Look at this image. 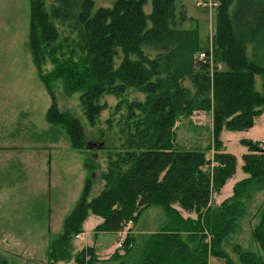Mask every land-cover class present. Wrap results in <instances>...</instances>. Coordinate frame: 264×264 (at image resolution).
Returning <instances> with one entry per match:
<instances>
[{
    "label": "trees",
    "instance_id": "obj_1",
    "mask_svg": "<svg viewBox=\"0 0 264 264\" xmlns=\"http://www.w3.org/2000/svg\"><path fill=\"white\" fill-rule=\"evenodd\" d=\"M116 0L111 7L95 8L94 0H56L48 10L44 0L30 2L28 46L38 75L51 96L50 123L61 125L73 146L84 147L79 118L60 110L54 83L67 94L80 92L89 123L94 124L106 103L105 94L122 96L134 88L143 101L128 105L120 129L123 149L109 153L105 186L90 199L89 177L64 222L62 233L48 246V263L93 264L92 247L74 253L73 239L82 232L89 214L102 218L95 229H129L112 258L119 264H209L213 255L228 264H264V201L254 213L255 250H239L235 261L225 250L228 237L250 213L254 192L264 189V141L243 139L245 178L220 203L214 201L236 173L237 157L222 147L221 131L249 129L264 112V0H214L215 30L202 45L198 27L185 28L176 0ZM73 6H79L73 13ZM72 11V12H71ZM74 19L72 37L60 30ZM147 48L157 50L151 55ZM212 49V52H210ZM205 51L207 61L199 54ZM210 54L213 62L210 63ZM121 62L117 65V58ZM51 70H45L47 62ZM189 80L191 84L185 83ZM264 89V86H262ZM195 111L212 114L213 157L207 150L178 148L175 124ZM93 170L94 161L86 163ZM174 205L196 217H184ZM159 207L167 222L153 232L134 233L144 212ZM132 222V223H129ZM0 264H8L0 258Z\"/></svg>",
    "mask_w": 264,
    "mask_h": 264
},
{
    "label": "rangeland",
    "instance_id": "obj_2",
    "mask_svg": "<svg viewBox=\"0 0 264 264\" xmlns=\"http://www.w3.org/2000/svg\"><path fill=\"white\" fill-rule=\"evenodd\" d=\"M116 0H94L95 8L111 7ZM205 0H176L177 13L185 19L181 27L199 28L202 45H206L212 30H215L216 6L211 9L198 5ZM31 0H0V258L8 264H47L49 242L58 237L64 228L68 214L73 210L86 180L91 177L92 188L89 198H95L105 186L102 174L108 169L109 153L123 149L124 136L120 129L128 115V105L145 95L129 88L122 95L105 94L101 98L106 107L94 124L89 123L80 101V92L67 94L62 83H54L60 110L77 116L84 129V147L73 146L65 128L47 119L51 96L39 78L29 46ZM48 10L56 0H44ZM78 13L79 6H73ZM152 1L144 6L148 14ZM71 11V12H72ZM60 30L72 37L75 20H69L70 27L56 21ZM151 55L157 50L147 48ZM117 65L121 58H117ZM45 70H51L48 61ZM191 84L189 80L185 81ZM256 86L264 91L263 78L257 76ZM175 143L178 148L207 150L212 158L215 150L213 141L212 114L209 111H195L182 114L174 127ZM221 149L237 157L235 175L230 178L219 194H214L218 204L233 193L234 184L245 178L242 169L243 154L247 148L243 139L264 141V112L254 118L249 129L221 131ZM103 143L93 149L91 144ZM96 156V157H95ZM94 161L93 170L86 163ZM250 213L241 218L240 224L228 237L225 250L238 261V249L255 250L252 224L256 208L264 201V189L254 192ZM165 212L159 207L146 210L136 229L160 228L159 217ZM101 217L89 214L83 230L73 239L74 253L85 247H92L97 260L93 264H119L112 258L119 249L125 233L98 231L96 224ZM129 229L125 230L126 232ZM133 231V229H132ZM123 237V238H122ZM119 250H122L121 248ZM59 264H75L61 261ZM209 264H228L221 256L210 257Z\"/></svg>",
    "mask_w": 264,
    "mask_h": 264
},
{
    "label": "crops",
    "instance_id": "obj_3",
    "mask_svg": "<svg viewBox=\"0 0 264 264\" xmlns=\"http://www.w3.org/2000/svg\"><path fill=\"white\" fill-rule=\"evenodd\" d=\"M199 29V28H198ZM224 199H222L221 201H219V203L220 202H222ZM174 207L176 208V209H178V210H180L181 211V213H182V215L184 216V217H192V218H195L196 217V213H194V212H186L185 210H183L181 207H179V205H174ZM149 210V209H148ZM102 222V219H101V221L99 222V223H101ZM167 222V217L164 215V213L162 214L161 213V215H160V217H159V221H157L156 223H160L159 225H163V224H165ZM99 223H97L96 224V226L99 224ZM158 229V228H157ZM156 228H153V227H148L147 226V228L145 227V228H142V229H136V226L133 228V232L134 233H142V232H153V231H155V230H157ZM121 233H123L124 234V231H122ZM125 234H126V232H125ZM125 236V235H124ZM123 236V237H124ZM122 237V238H123ZM116 251V250H115Z\"/></svg>",
    "mask_w": 264,
    "mask_h": 264
},
{
    "label": "built area",
    "instance_id": "obj_4",
    "mask_svg": "<svg viewBox=\"0 0 264 264\" xmlns=\"http://www.w3.org/2000/svg\"><path fill=\"white\" fill-rule=\"evenodd\" d=\"M198 5H200V6H206V7H208L209 9H211V7L213 6V8H215V6H217V2L216 1H214V0H205V1H200V2H198ZM213 30H212V32L210 33V38H211V36L213 35ZM210 52H212V49H211V51ZM207 53L205 52V51H202L200 54H199V59L202 61V62H206L207 61ZM210 59H211V61H210V63L212 64V60H213V58H212V54H210ZM129 223H132V222H129ZM126 230V229H125ZM125 230H123L124 231V233L126 232ZM127 233V232H126ZM121 243H122V241L120 240V243H119V246H121Z\"/></svg>",
    "mask_w": 264,
    "mask_h": 264
},
{
    "label": "water",
    "instance_id": "obj_5",
    "mask_svg": "<svg viewBox=\"0 0 264 264\" xmlns=\"http://www.w3.org/2000/svg\"><path fill=\"white\" fill-rule=\"evenodd\" d=\"M102 145H103V143H100V144H95V143H92L91 144V148H93V149H96V148H101L102 147ZM96 157V156H95Z\"/></svg>",
    "mask_w": 264,
    "mask_h": 264
}]
</instances>
